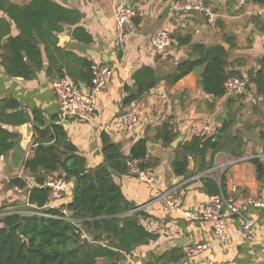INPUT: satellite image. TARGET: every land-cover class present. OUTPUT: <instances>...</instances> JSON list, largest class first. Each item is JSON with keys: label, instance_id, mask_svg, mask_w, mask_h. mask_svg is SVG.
I'll return each mask as SVG.
<instances>
[{"label": "crops", "instance_id": "crops-1", "mask_svg": "<svg viewBox=\"0 0 264 264\" xmlns=\"http://www.w3.org/2000/svg\"><path fill=\"white\" fill-rule=\"evenodd\" d=\"M10 1L22 6L32 0ZM51 1L77 11L82 15L81 19L75 26H64V30L57 35L55 46L45 49L43 44H37L41 57L32 66L34 73L29 79L9 77L0 66V101L12 98L17 102L18 110L29 115L37 111L45 127L61 125L67 140L85 159L89 171L103 163L101 132L120 147L124 156L129 155L138 140L147 138V158L155 163L149 171L152 183L145 184L130 173L115 174L112 178L123 197L142 212L140 224L157 238L124 255L121 264H264V217L256 219L252 238L247 241L240 234L242 219L224 210L227 237L217 242L210 223L191 222L183 216L184 211L200 212L214 198L204 192L205 179L214 180L222 189V194L229 195L234 186L237 190L234 195L242 194L264 201V175L257 179L251 163L252 159L260 158L264 165V110L261 115L254 111L259 99L253 94V86H249L250 92H244L245 98L236 103V106L241 105L235 129L243 133L242 158L233 159L224 153H217L212 159L208 156L209 168L201 173L191 160L192 170L186 178L175 176L171 168L179 154V143L204 131L213 133L222 122L227 101L234 98L235 93L212 98L199 88L196 74L190 73L173 86L160 82L131 105H123L125 88L133 87L136 71L148 67L167 74L187 58L190 47L179 46L175 41L163 52L155 50L150 39L160 32L169 37L189 35L191 45L221 44L229 51L230 66L246 80L250 71L259 69L257 60L264 56V20L255 15L264 7L252 0H203L217 14L215 28L212 29L206 26L204 18L198 13L173 12L172 3L175 0H119L118 6L125 5L137 15L136 31L125 36L121 49L115 45V18L109 0ZM0 19L9 20L2 12ZM10 23L9 36H17L15 25ZM76 29L83 30L91 40H80L82 36ZM83 62L112 67L113 74L97 94L98 111L89 121L76 118L61 121L53 82L60 77L59 72L67 76L71 73L74 77L69 76L71 80L79 87H87L89 81L81 78ZM125 111L132 112L139 119V127L133 131H127L119 121V116ZM256 113L260 117L258 123H255L258 120ZM166 120L170 121L177 135L174 145L175 140L165 145L157 135ZM24 126L8 127L18 138L14 148L0 157V210L5 212L21 211L26 206V193L8 187L11 178L27 179L23 162L32 157L33 147L32 138L26 139ZM28 126L33 132V124L30 122ZM221 176L224 177L222 186ZM73 182L70 180L67 184L64 201L70 198ZM167 190H174L180 195L177 208L166 210L162 206V195ZM252 211L246 208L244 215L248 216ZM199 244H206L207 250L197 256L185 257V248ZM170 251H176V255H183V258L176 263L168 262L172 256H164Z\"/></svg>", "mask_w": 264, "mask_h": 264}, {"label": "trees", "instance_id": "trees-1", "mask_svg": "<svg viewBox=\"0 0 264 264\" xmlns=\"http://www.w3.org/2000/svg\"><path fill=\"white\" fill-rule=\"evenodd\" d=\"M252 2L264 7V0ZM1 12L9 20L0 19V66L9 77L23 79L33 76L32 66L41 57L37 44H43L45 49L55 46L57 35L64 30V26H75L82 17L77 11L66 9L51 0H32L22 6L10 0H0ZM10 22L15 25L17 36H9ZM134 23L137 24L136 18ZM77 30L82 36L80 40H91L83 30ZM76 37L79 39V36ZM170 40L179 46L190 47L187 58L167 74L148 67L136 71L133 74V87L125 88L124 106L131 105L160 82L173 86L186 75L194 73L199 88L212 98L225 95L224 85L230 78L245 81V93L250 92L249 86H253V94L259 99L254 111L260 115L263 113L264 56L257 60L259 69L250 71L245 80L230 66L229 51L221 44L191 45L189 35H173ZM82 66L84 71L81 78L90 81L93 66L89 62H83ZM67 74L74 78L71 73ZM58 76L62 74L59 72ZM243 98L245 94L237 92L234 98L227 101V126L214 150L210 149L213 137L192 136L179 143V154L171 164L175 176L187 177L190 159L194 160L197 171L201 173L209 168L208 156L212 159L217 153H224L233 159L242 158L243 133L235 126L239 122L241 109V105L236 106V103ZM18 107L12 98L0 101V157L14 148L18 138L8 127H19L30 122L34 129L31 141L33 155L23 162L27 179L14 177L8 182L9 188H18L26 193V206L21 211L0 210V264H121L124 255L157 238L140 224L142 212L123 197L112 178L115 174H129L127 164L132 162L140 171L154 168L155 163L147 158V138L138 140L129 155L124 156L120 147L101 132L103 163L89 171L85 159L67 140L61 125L45 127L40 113L33 111L29 115L18 110ZM157 135L165 145L177 138L169 120L162 124ZM251 163L256 178L261 179L264 175L261 159H252ZM58 172L60 174L57 175ZM48 178L59 179L66 185L73 180L70 198L64 201V192L61 198L48 201L50 191L44 187ZM223 181L224 177L221 176V186ZM221 190L214 180H204V192L208 196L217 197ZM47 204L53 207L43 210ZM62 210L68 213L67 217ZM36 212H46L49 216H39L34 214ZM81 233L86 234L88 239L82 240ZM168 256H172L168 260L170 263L183 258V255H176V251L168 252L164 258Z\"/></svg>", "mask_w": 264, "mask_h": 264}, {"label": "built area", "instance_id": "built-area-1", "mask_svg": "<svg viewBox=\"0 0 264 264\" xmlns=\"http://www.w3.org/2000/svg\"><path fill=\"white\" fill-rule=\"evenodd\" d=\"M113 6V14L115 18V45L122 49L125 36L133 34L136 31L134 19L136 12L125 5L118 6L119 0H109ZM172 10L176 13H198L204 20L206 26L214 29L217 14L211 6H208L203 0H175L172 3ZM255 15L264 20V8L257 10ZM150 44L155 50L165 51L171 44L170 37L160 32L150 39ZM113 74V68L104 65H95L91 68V78L86 91L81 88L67 75H62L57 78L52 85V89L58 101L61 121L68 118H76L81 121H89L95 112L98 111L96 96L102 91L105 85L109 82ZM246 82L238 78H230L224 85L225 94L240 92L244 89ZM120 123L127 131H133L139 126V119L130 111H125L119 116ZM202 136L211 137L210 131H204ZM214 138L211 139L213 141ZM130 174L145 183H152V174L149 171H140L135 162L127 164ZM50 192L48 201L61 198L65 192L67 185L65 182L48 178L44 182ZM14 191L20 192L18 188H13ZM236 188L233 186L229 195L220 193L217 197L212 198L207 202L200 212L184 211L183 216L191 222H208L213 227L214 236L217 242H222L226 239L224 232L225 217L223 211L226 210L229 215L236 216L242 219L243 223L240 228V234L243 239L251 240L252 228L258 217H264V201L260 198L243 196L236 194ZM181 197L174 190H167L162 195V206L164 209L177 208L180 204ZM47 204L43 210L51 209ZM246 208L252 209V214L244 215ZM67 217L68 213L65 210L61 211ZM39 216L48 217L46 212L34 213ZM80 238L87 240L86 234L81 233ZM206 244L193 245L185 248V257H193L207 250Z\"/></svg>", "mask_w": 264, "mask_h": 264}, {"label": "water", "instance_id": "water-1", "mask_svg": "<svg viewBox=\"0 0 264 264\" xmlns=\"http://www.w3.org/2000/svg\"><path fill=\"white\" fill-rule=\"evenodd\" d=\"M81 88V90L82 91H86V87L85 86H81L80 87ZM245 92V90L244 89H241L240 90V93H244ZM23 126V125H22ZM226 126H227V119H226V117H225V115H223V119H222V122H221V124L219 125V126H217V127H215L214 128V130H213V133H212V136L211 137H213L214 138V140L212 141V143H211V146H210V149L211 150H214L215 149V146H216V144H217V142H218V140L223 136V134L225 133V128H226ZM139 127V126H138ZM137 127V128H138ZM24 130H25V134H26V139L28 138V139H31L32 138V136H33V132H31L29 129V126H28V124H25V126H24V128H23ZM176 142H177V140H175L174 142H173V145L174 144H176ZM210 164V162L208 161L207 162V165H209ZM188 170H192V161H191V159L189 160V167H188ZM132 176H135V175H133V174H131ZM32 184H34V182L32 181Z\"/></svg>", "mask_w": 264, "mask_h": 264}, {"label": "rangeland", "instance_id": "rangeland-1", "mask_svg": "<svg viewBox=\"0 0 264 264\" xmlns=\"http://www.w3.org/2000/svg\"><path fill=\"white\" fill-rule=\"evenodd\" d=\"M255 115L258 116V120H257V122H255V121H254V122H255V123H258L260 117H259V115H258L257 113H256ZM256 116H254V119L256 118ZM255 123H254V124H255ZM15 194H17V193H15ZM17 195H18V194H17ZM19 197L22 198V196H20V195H19ZM2 211H3V210H2ZM3 212H5V211H3Z\"/></svg>", "mask_w": 264, "mask_h": 264}]
</instances>
